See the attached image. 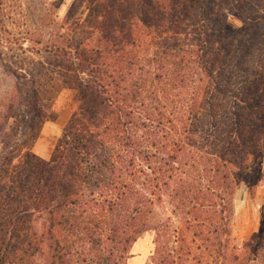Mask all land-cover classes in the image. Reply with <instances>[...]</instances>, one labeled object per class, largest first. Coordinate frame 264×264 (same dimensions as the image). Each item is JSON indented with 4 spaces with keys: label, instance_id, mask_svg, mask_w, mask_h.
Here are the masks:
<instances>
[{
    "label": "trees",
    "instance_id": "1",
    "mask_svg": "<svg viewBox=\"0 0 264 264\" xmlns=\"http://www.w3.org/2000/svg\"><path fill=\"white\" fill-rule=\"evenodd\" d=\"M193 1L200 19L187 38L171 30L147 59L131 30L122 46L100 41L97 64L81 50L78 74L101 63L104 71L85 81L81 118L50 161L0 156V264H35L41 242L29 230L44 214L53 264H123L145 233L172 230L153 218L165 200L188 230L215 236L211 247L225 259L236 182L255 198L244 171L264 134V56L253 67L220 60L221 34L209 23L223 8ZM244 253L234 264H264V217Z\"/></svg>",
    "mask_w": 264,
    "mask_h": 264
},
{
    "label": "rangeland",
    "instance_id": "2",
    "mask_svg": "<svg viewBox=\"0 0 264 264\" xmlns=\"http://www.w3.org/2000/svg\"><path fill=\"white\" fill-rule=\"evenodd\" d=\"M214 2L223 8L220 18L214 17L209 23L221 34L219 46L223 49L218 58L234 63L244 60L251 67L261 64L264 0ZM1 4L0 132L8 145L0 144V156L11 150L47 162L73 120L81 118L85 81L104 71L102 63L100 68L91 67L93 73L75 71V66L83 68L78 56L83 48L88 62L92 58L97 64L100 60L94 52L100 41L115 40L122 46L129 41L124 30H131L145 43L137 44L134 51L139 58L147 59L153 55L158 39L170 37L173 29L187 38L189 26L200 19L193 0H1ZM254 153L244 174L256 186L255 198L243 182H236L231 239L224 260H218L211 247L215 236L207 237L205 232V237H200L198 230H188L183 216L173 215L174 207L165 200L156 206L153 218L172 230L145 233L123 264H234L233 255L243 257L244 243L259 232L264 217V134ZM35 220L34 230L29 231L37 234L41 251L34 262L53 264L50 248L54 242L50 241L47 217L39 215ZM61 237L69 240L72 249V236L63 233Z\"/></svg>",
    "mask_w": 264,
    "mask_h": 264
}]
</instances>
